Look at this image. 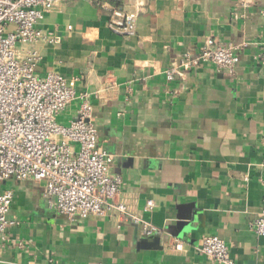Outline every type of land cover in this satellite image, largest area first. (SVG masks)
I'll return each instance as SVG.
<instances>
[{"label": "crops", "instance_id": "obj_1", "mask_svg": "<svg viewBox=\"0 0 264 264\" xmlns=\"http://www.w3.org/2000/svg\"><path fill=\"white\" fill-rule=\"evenodd\" d=\"M117 2L137 12L135 35L113 33L108 12L84 0L38 20L57 40L37 46L36 74L89 92L98 144L121 177L117 199L156 230L70 219L46 206L42 181L9 178L0 189L13 192L15 223L0 234V264H218L198 251L206 235L224 240L233 264H264V237L252 228L264 182V0ZM207 38L236 46L234 74L207 64L167 81L165 68ZM77 108L74 99L57 121Z\"/></svg>", "mask_w": 264, "mask_h": 264}, {"label": "built area", "instance_id": "obj_2", "mask_svg": "<svg viewBox=\"0 0 264 264\" xmlns=\"http://www.w3.org/2000/svg\"><path fill=\"white\" fill-rule=\"evenodd\" d=\"M64 1L0 0V186L9 178L42 181L49 209L70 219L108 217L116 225L130 220L150 234L156 228L117 199L121 177L110 174L113 155L98 144L89 92L76 94L59 73L36 74L41 60L37 46L57 40L37 28V22ZM84 1L108 12L107 27L113 33L135 35L137 12L113 0ZM235 49L231 42L207 38L194 56L184 53L173 60L164 70L165 79L172 81L207 64L233 75L239 60ZM258 62L264 67V37ZM74 99L76 116L67 124L58 122L57 116ZM262 190L252 228L264 237V182ZM12 200L11 189H0V234L15 223ZM152 207L153 201L147 200L145 210ZM171 248L180 251L183 244L174 241ZM198 251L218 264H233L226 243L217 236H203Z\"/></svg>", "mask_w": 264, "mask_h": 264}, {"label": "trees", "instance_id": "obj_3", "mask_svg": "<svg viewBox=\"0 0 264 264\" xmlns=\"http://www.w3.org/2000/svg\"><path fill=\"white\" fill-rule=\"evenodd\" d=\"M114 3H118L117 0H113Z\"/></svg>", "mask_w": 264, "mask_h": 264}]
</instances>
